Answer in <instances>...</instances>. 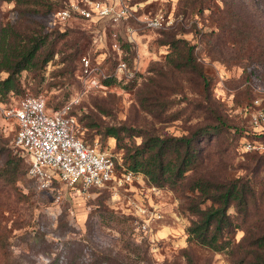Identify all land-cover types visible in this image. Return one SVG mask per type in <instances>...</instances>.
<instances>
[{
	"label": "rangeland",
	"instance_id": "374dc122",
	"mask_svg": "<svg viewBox=\"0 0 264 264\" xmlns=\"http://www.w3.org/2000/svg\"><path fill=\"white\" fill-rule=\"evenodd\" d=\"M50 2L55 9L22 16L14 1L2 3L4 21L24 19L42 28L45 48L55 52L44 65L21 70L17 90L0 95V264H64L73 255L87 261L94 248L102 247L132 258L135 244L148 249L149 261L140 264H233L228 252L187 241L186 227L193 217L184 208L187 191L167 186L154 190L142 173L122 177L124 150L103 130L126 125L180 135L216 124L220 117L226 122L222 131L200 142L207 156L199 172L219 178L254 175L264 183V163L256 171L255 155L243 151L234 133L235 128L250 130L242 108L264 96L259 39L264 37V0L252 1L256 17L246 6L235 5L243 24L256 25L252 33L239 21L240 28L229 25L235 16L221 0L201 12L180 0ZM95 2L108 12L101 14ZM63 8L70 10L69 16L59 15ZM155 17L158 25H150ZM172 35L193 44L207 84L197 70L173 59L177 54L166 43ZM83 58L88 59L87 70ZM120 61L124 69L118 68ZM6 75L0 71V78ZM24 94L43 95L49 107L76 99L72 112L82 136L121 163L115 180L84 188L56 178L40 188L27 173L26 154L14 144L16 121L2 113V106L15 105ZM123 139L139 142L141 137ZM258 205L264 209V197ZM256 217L253 212L248 216L250 222ZM243 232L238 229L235 240Z\"/></svg>",
	"mask_w": 264,
	"mask_h": 264
},
{
	"label": "trees",
	"instance_id": "16d2710c",
	"mask_svg": "<svg viewBox=\"0 0 264 264\" xmlns=\"http://www.w3.org/2000/svg\"><path fill=\"white\" fill-rule=\"evenodd\" d=\"M4 1H14L19 16L24 15L25 12H37L52 7L50 0H0V71L7 72L5 77L0 78L1 96L17 90L18 74L21 70L30 69L39 63L44 65L55 52L54 48L51 49L49 46L45 48L46 32L42 28L30 26L24 19L14 22L4 21L2 19ZM215 1L217 0H180L185 7L200 12ZM221 1L225 10L235 16V23L231 20L229 25L240 28L238 21L241 24L245 23L241 21V15L238 16L239 12L235 5L247 7L246 10H251L250 14L255 16L257 6L252 2L254 0H251L250 5L247 0ZM243 25L251 33L256 28L253 21ZM259 39L263 40L264 49V37ZM166 43L171 47V51L176 52L177 55L173 56V59L178 61L177 64L197 70L203 82L207 84L208 80L193 53V44L189 45L186 39L174 35L166 40ZM63 105L59 107L47 105V107L58 109ZM74 105V103L71 105L69 113L76 118L72 112ZM217 123L180 135L156 133L149 128L126 125L105 126L103 134L113 136L118 146L123 148L126 168L144 174L148 182L157 187L167 186L188 192L184 194V208L193 215L186 227V239L189 243L193 242L214 251L228 252L233 264H264V224L261 222L264 209L258 205V201L264 197V183L261 184V180L254 175L219 178L198 170L207 156L205 146L200 144L201 140L206 138L209 142L217 132L222 131V126L226 125L225 120L220 117ZM76 124L78 125L77 119ZM234 133L237 144L249 138L264 139V131L259 133L235 128ZM78 135L85 143H93L86 140L79 129ZM125 136L129 138L140 136L141 140L128 142L124 141ZM253 151L244 152H252L255 155L254 168L257 171L264 163V153ZM230 207L234 208L235 213L229 210ZM252 212L256 213L257 217L250 222L248 216ZM238 229H243L244 232L238 240H235L234 236ZM147 250H141L140 246L135 244L132 248L135 256L130 258L127 254H113L105 247L94 248L91 258L87 261L79 260L78 255H73L68 256L64 264H100L102 261L105 264H140L143 260L149 261ZM186 254L187 252L183 253L185 257ZM187 264H191L190 261Z\"/></svg>",
	"mask_w": 264,
	"mask_h": 264
},
{
	"label": "built area",
	"instance_id": "2783aa9c",
	"mask_svg": "<svg viewBox=\"0 0 264 264\" xmlns=\"http://www.w3.org/2000/svg\"><path fill=\"white\" fill-rule=\"evenodd\" d=\"M94 6L101 14L108 12V8L99 2ZM81 12L86 16L91 14L86 8ZM58 13L66 17L70 10L63 8ZM158 23L156 17L149 20L150 25ZM83 59L87 70L88 59ZM118 68L124 69L125 62H118ZM76 101L72 99L58 109H49L43 95L26 94L15 105L2 106V113L16 121L14 144L26 154L27 173L40 188L49 187L56 178L86 188L101 186L117 176V163H121L116 156L97 143L87 144L79 137L76 118L69 113ZM242 112L252 132L264 131V96L252 98L243 106ZM241 144L243 151L264 152V139H244ZM121 174L125 179H131L138 172L124 167ZM152 188L158 189L155 185Z\"/></svg>",
	"mask_w": 264,
	"mask_h": 264
}]
</instances>
